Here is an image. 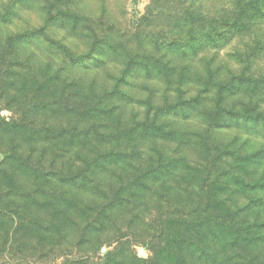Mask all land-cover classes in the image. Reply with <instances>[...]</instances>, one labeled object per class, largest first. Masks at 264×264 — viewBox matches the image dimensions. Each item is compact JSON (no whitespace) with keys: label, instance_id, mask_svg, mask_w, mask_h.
Wrapping results in <instances>:
<instances>
[{"label":"rangeland","instance_id":"rangeland-1","mask_svg":"<svg viewBox=\"0 0 264 264\" xmlns=\"http://www.w3.org/2000/svg\"><path fill=\"white\" fill-rule=\"evenodd\" d=\"M165 6L0 0V264H264V21L193 54Z\"/></svg>","mask_w":264,"mask_h":264},{"label":"trees","instance_id":"trees-1","mask_svg":"<svg viewBox=\"0 0 264 264\" xmlns=\"http://www.w3.org/2000/svg\"><path fill=\"white\" fill-rule=\"evenodd\" d=\"M162 1L165 2V4L169 5L165 7H170L171 4L175 3L174 7L177 14V19L175 21V25H173L177 29L183 30L184 28H186L188 30V37L186 39L174 42H176L177 46L180 47L179 49H182L181 51H184V49L189 48L193 50V54L201 52L207 47H216L220 41H223L227 38V33L231 34L232 31L241 32L242 30H248L253 25H258L262 21H264V0H225L224 2H221L222 0ZM220 5H223V7L220 8ZM173 25L171 26L173 27ZM218 26H221L223 31L220 34H218V31L215 28ZM206 27H208L209 29L208 32H204ZM39 29L40 28H33L32 30L26 33H29V35H31L30 33L33 32L35 34V32H40ZM68 54L70 53L68 52ZM67 57L73 58V55L70 54ZM96 57L95 59L98 63H94L95 65H93V67H96V65L101 63L100 57ZM126 65V73L128 74V72L130 71V65ZM144 69V74H142V76L148 78L147 76L150 75L148 74L149 69H147L146 66L144 67ZM153 71H156L157 76H167V71L168 73H170L171 68L170 70H164L162 72L163 75L161 74V72H159V69ZM153 71L151 73H153ZM179 72V70L176 71L175 69H173L172 71V73L178 74V78L180 76ZM180 84H182L181 81L179 82V85ZM206 92H208V89L206 90ZM193 103L196 107V105L202 102L193 101ZM184 105H181L180 107H183ZM175 114H177V112L174 113V115ZM150 129L155 132H152L154 134H151V136L149 137L167 139V137H172L174 135L172 130H166L163 131L164 134L162 136H159L157 133V131H160L159 128L151 127ZM72 145L76 146L79 144L72 143ZM104 156L105 158L108 157L110 163L120 162L123 160L124 157L120 154V152H107ZM165 166L167 168L170 167L169 164ZM158 169L159 168H157V170ZM157 170H150L149 174L154 175L156 174ZM225 230L226 229L220 228L219 232H216L215 230H211L210 226H207L206 224L199 225V232L197 234L199 235V242L201 243V245H197L196 243L192 244L190 242L185 245L184 251L188 254L197 253L199 254V258H204V261H208L205 258H209L210 260H212V264H224L221 251L226 249L225 243L227 241L224 240L225 238L223 236L226 232ZM257 244L254 243L255 247L257 246ZM261 244H264V242H261Z\"/></svg>","mask_w":264,"mask_h":264}]
</instances>
